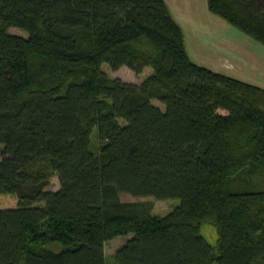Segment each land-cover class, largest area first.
Segmentation results:
<instances>
[{
  "label": "trees",
  "instance_id": "obj_1",
  "mask_svg": "<svg viewBox=\"0 0 264 264\" xmlns=\"http://www.w3.org/2000/svg\"><path fill=\"white\" fill-rule=\"evenodd\" d=\"M208 5L264 45V0ZM0 145L18 197L0 204V264H106L129 234L118 264H264V87L196 63L166 0H0ZM121 194L181 203L157 217Z\"/></svg>",
  "mask_w": 264,
  "mask_h": 264
},
{
  "label": "rangeland",
  "instance_id": "obj_2",
  "mask_svg": "<svg viewBox=\"0 0 264 264\" xmlns=\"http://www.w3.org/2000/svg\"><path fill=\"white\" fill-rule=\"evenodd\" d=\"M170 4L169 7L172 6L174 12L172 15L175 16L174 18L178 17L181 21V26L183 25L185 28V33L187 36V41L189 38V44L198 40L199 42L203 43L207 37L211 35L210 39H206L204 42L205 49L204 51H200L199 60L204 61L206 65H214L215 67H219L222 73L228 74L229 76H234L235 78L259 85L264 87V45L254 39L250 38L247 34L241 31L239 28L228 24L227 21L219 17L218 15L212 13L208 6L206 0H178L172 1L169 0ZM171 5V6H170ZM193 9L197 8L198 12L202 10L203 12L198 15V18L203 21V25L208 27L209 33L203 40L200 37L202 35L196 34L195 37H192L191 28L188 27L185 19L181 15L185 9ZM188 13V12H186ZM185 13V14H186ZM184 14V15H185ZM214 19H213V18ZM218 21L224 22L227 26L221 27L218 24ZM223 29V31H221ZM9 31L13 34L21 35L27 37L29 35L28 32L25 30L18 28V27H11ZM223 34L226 36L224 37ZM227 43H224V41ZM246 40H249L248 43ZM230 42V43H228ZM222 45L231 46L232 49H235L243 54V56L239 57L240 55H223L224 49H222ZM238 45L241 46L239 49ZM221 46V48H220ZM209 48H215L217 51L221 49V55L209 51ZM102 69L107 72V74L112 78H121L128 82L134 83H142L149 75L152 74L153 69L151 67H146L144 72L141 74H137L132 71L130 68L124 66L117 71H113L107 63L102 65ZM154 104L164 108V104H162L159 100L153 99ZM92 139H94V146L97 148L98 142L96 139V133L94 132L92 135ZM3 148V145H0V150ZM60 188L59 177L57 174L51 176L49 180V184L47 189L51 190H58ZM121 199L123 201H150L154 203V208L152 210L153 215L157 217H163L171 212H173L178 205L181 203V199H168V200H158L154 197H134L129 194H121ZM18 197L16 194L6 192L4 187L0 185V204L4 206H8L14 203H17ZM39 205H43V203H39ZM201 233L205 237V239L212 245H218L219 233L218 229L215 225L204 222L201 225ZM42 230L46 231V224H43ZM134 235H119L113 239L108 240L105 243V251L107 262L106 264H118L115 259V253L120 249L127 240L132 238ZM65 245L58 241L49 240L46 244V248L52 251H61L63 250ZM217 253L219 252L216 250ZM217 264V262H214Z\"/></svg>",
  "mask_w": 264,
  "mask_h": 264
},
{
  "label": "crops",
  "instance_id": "obj_3",
  "mask_svg": "<svg viewBox=\"0 0 264 264\" xmlns=\"http://www.w3.org/2000/svg\"><path fill=\"white\" fill-rule=\"evenodd\" d=\"M172 1H175V0H172ZM176 1H178V0H176ZM183 1H185V0H183ZM207 1V6H208V8H209V5H208V0H206ZM166 2L168 3V5L170 4L169 2V0H166ZM171 6V5H170ZM170 9L172 10V12H174L173 11V9H172V6L170 7ZM210 10V9H209ZM211 11V10H210ZM186 12H188V13H186ZM203 11L202 10H200L199 12H198V9L197 8H191V9H185L184 10V12H182L181 13V15L183 16V18L185 19V21H186V23H189V24H187L188 25V27H190L191 28V31H192V36H191V38L192 37H195V35L197 34H200V35H202V37H200L201 38V40H203L204 39V37H206L208 34H210L209 33V29H208V27H206V26H204L203 25V21L202 20H200L199 18H198V15L200 14V13H202ZM212 12V11H211ZM186 13V14H185ZM213 13V12H212ZM185 14V15H184ZM176 16V15H175ZM174 16V17H175ZM213 18V17H212ZM214 19V18H213ZM176 20L180 23V24H182L181 23V21H180V19H178V17H176ZM228 23V22H227ZM218 24H220L221 25V27L222 28H224L223 26H227V24H225L224 22H220V21H218ZM228 24H230V23H228ZM182 28H183V30H184V33H185V28H184V26L182 25ZM221 31H223V29H221ZM246 34V33H245ZM223 36L224 37H226L224 34H223ZM249 36V35H248ZM250 37V36H249ZM211 38V35L209 36V37H207L206 39H210ZM250 38H252V37H250ZM185 39H186V44H187V48H188V52H189V54H190V56H191V58L196 62V63H199V64H202V65H204V66H207V67H209V68H211V69H213V70H216V71H219V72H222L221 70H220V68L219 67H215L214 65H211V64H209V65H206L205 63H204V61H200L198 58H199V54H200V51L202 50V51H204V49H205V46H204V42L206 41V39H205V41L203 42V43H201V42H199L198 40H196V39H194L195 41L194 42H192L191 44H189V38H188V41H187V36H186V34H185ZM253 39V38H252ZM224 41V40H223ZM248 43H250V41L249 40H246ZM256 41V40H255ZM224 43H227L226 41H224ZM228 43H230V42H228ZM238 47H239V49H241V46L240 45H238ZM220 48H221V46H220ZM218 49V51L215 49V48H209V51H211V52H215V53H217V54H219V55H221L220 53H221V49ZM222 49H224L223 51H224V54L223 55H236V54H238V55H240L239 57H241V56H243V54L242 53H244V52H242L241 51V53L239 52V51H237V50H235V49H232V45L231 46H226L225 47V45H222ZM245 54V53H244ZM238 55H236V56H238ZM228 75V74H227ZM234 77V76H233Z\"/></svg>",
  "mask_w": 264,
  "mask_h": 264
}]
</instances>
